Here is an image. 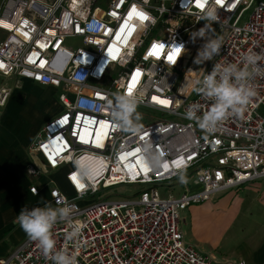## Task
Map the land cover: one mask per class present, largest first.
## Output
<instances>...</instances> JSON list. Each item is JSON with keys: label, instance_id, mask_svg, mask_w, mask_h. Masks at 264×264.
Returning a JSON list of instances; mask_svg holds the SVG:
<instances>
[{"label": "built area", "instance_id": "1", "mask_svg": "<svg viewBox=\"0 0 264 264\" xmlns=\"http://www.w3.org/2000/svg\"><path fill=\"white\" fill-rule=\"evenodd\" d=\"M133 7L151 18L130 17ZM201 28L224 44L213 60L196 64L205 40L191 34ZM174 43L185 51L173 65ZM248 52L264 69V0H0V118L14 92L8 80L61 90L62 110L39 130L27 168L47 179L52 207L70 204L81 225L74 241L66 238L70 225L53 227L57 250L75 254L77 264H246L219 262L188 243L184 214L264 184V74L252 81L257 94L243 117L213 132L185 116L190 105L201 115L211 101L181 87L189 70L191 80ZM118 93L159 117L135 130L120 127ZM61 170L71 196L52 177ZM0 264L53 262L27 236Z\"/></svg>", "mask_w": 264, "mask_h": 264}, {"label": "clouds", "instance_id": "2", "mask_svg": "<svg viewBox=\"0 0 264 264\" xmlns=\"http://www.w3.org/2000/svg\"><path fill=\"white\" fill-rule=\"evenodd\" d=\"M144 14L149 19L151 18L148 13ZM206 16L212 21L218 20L216 13L211 10L207 12ZM203 28L191 34L193 41L197 38L205 40L194 60L196 64L213 60L220 54L224 44L222 36H208ZM176 49L181 53L185 51V46L183 43H174L172 51ZM259 59L260 56L256 53L248 52L236 63L231 61L216 62L210 72H204L201 76L191 80L188 78V73L192 70H189L185 75V83L181 89L195 91L211 101V104L208 110L201 115L197 114L200 111L198 106L190 105L185 113L186 118L195 121L206 132L215 131L229 117L242 118L257 94L252 81L257 75L264 74V69L258 64ZM114 103V123L122 128L138 129L139 124L136 122L140 121L142 117L137 112L138 101L135 96L118 93L115 94ZM36 192L37 189H33V193ZM72 215V206L68 203L52 207L50 203L44 202L43 206L31 209L23 207L14 223H17L33 241L37 242L42 254L50 258L53 264H77L75 254L69 253L66 249H56V240L53 238L52 232L57 223H65L71 227V230L66 233V238L76 240L82 228L79 222L73 221Z\"/></svg>", "mask_w": 264, "mask_h": 264}, {"label": "crops", "instance_id": "3", "mask_svg": "<svg viewBox=\"0 0 264 264\" xmlns=\"http://www.w3.org/2000/svg\"><path fill=\"white\" fill-rule=\"evenodd\" d=\"M20 81L33 84L29 80ZM48 89L57 91L52 87H48ZM58 113L51 115L50 119ZM4 116L5 112L3 111L0 122ZM48 120H45L44 123ZM37 134L24 143L20 153L19 161L21 163L19 165H16L15 162L14 164L7 162L5 159L0 162V258L6 257L28 236L17 223H14L21 209L23 207L31 209L36 206H43L44 202L50 203L49 188H42L47 179L44 177L35 179L27 174V168L32 162L30 148ZM18 169L27 176L25 182H20L16 178ZM61 171L64 177V172ZM61 171L55 172L52 177L55 179L56 174ZM35 182H38L39 185ZM58 185L61 187L59 183ZM31 186L41 188L37 196L30 193L29 188ZM61 188L63 189V187ZM215 200H218V203L223 200L218 206L227 207L219 217L220 222L231 217L226 228L221 230L219 224L214 229H219V232L215 234V241L207 248L201 249L196 243L195 236H190L188 231L184 230L186 241L197 246L202 252L209 254L219 262L243 260L246 264H264V184L243 187L221 195L213 201ZM195 207L198 206L192 207L185 214L188 213L187 216L193 215L192 209ZM225 240H227V246L223 247ZM235 242L236 245H233Z\"/></svg>", "mask_w": 264, "mask_h": 264}, {"label": "rangeland", "instance_id": "4", "mask_svg": "<svg viewBox=\"0 0 264 264\" xmlns=\"http://www.w3.org/2000/svg\"><path fill=\"white\" fill-rule=\"evenodd\" d=\"M2 80H0L1 82ZM15 80H8L7 83L13 87L14 92L3 110L5 116L0 122V162L5 161L16 165L21 163L20 153L22 152L24 143L33 135L35 136L42 128L45 120L50 119V116L61 112V105L59 102V95L61 90H49L46 86H41L37 83H27L20 81L16 85ZM137 112L141 114V120L136 122L139 124L138 128L148 125L159 117L158 113L142 107H137ZM128 130H135L128 128ZM19 170V169H18ZM62 171L56 174V181L63 187L68 196L71 194L67 191V186L62 176ZM27 177L24 172L19 170L16 178L20 182H25ZM39 185L38 182H35ZM163 192V191H162ZM176 195L180 194V190H176ZM115 194V193H114ZM127 196L122 194L116 196V199ZM96 198V197H94ZM91 198V199H94ZM223 200L220 202L222 203ZM217 202V203H216ZM220 202L215 200L207 204H202L192 209L193 215L185 214L184 230L190 236H195L197 245L201 249L210 247L215 241V234L219 229L214 230L220 224V229L226 228L230 218L221 220L220 215L227 209V207H219ZM190 214V213H189ZM234 231V230H232ZM236 245V242L235 244ZM227 246L225 240L223 247Z\"/></svg>", "mask_w": 264, "mask_h": 264}, {"label": "snow or ice", "instance_id": "5", "mask_svg": "<svg viewBox=\"0 0 264 264\" xmlns=\"http://www.w3.org/2000/svg\"><path fill=\"white\" fill-rule=\"evenodd\" d=\"M217 2L219 3L220 0H217ZM201 6H202V5H201ZM129 15H130V17H131V15H135V16H137V17L140 19L141 22H143V21L149 19V17L146 16L143 12L137 11V9H136L135 7L132 8L131 13H130ZM159 47H163V46L161 45V46H159ZM178 54H179V50H178V49L173 50L172 53L168 56V60H169V61H172V62H175L176 57H177ZM160 103H164V104H166L167 102H166V101H160ZM61 123H62V122H61ZM74 179H75V178H74ZM81 187H83V186L81 185Z\"/></svg>", "mask_w": 264, "mask_h": 264}]
</instances>
